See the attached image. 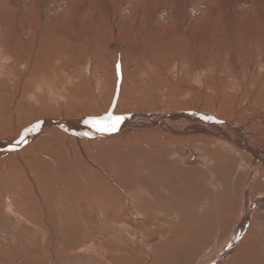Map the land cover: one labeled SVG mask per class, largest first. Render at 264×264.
Listing matches in <instances>:
<instances>
[{
	"label": "rangeland",
	"instance_id": "obj_1",
	"mask_svg": "<svg viewBox=\"0 0 264 264\" xmlns=\"http://www.w3.org/2000/svg\"><path fill=\"white\" fill-rule=\"evenodd\" d=\"M6 2L0 0V149L20 152L17 139L27 129L45 133L53 127L64 138L53 144L56 135L48 132L36 156L56 151L71 158L73 150L81 160L106 169L116 168L114 160L125 165L128 156L136 155L120 147L126 133L114 142L88 141L65 130L74 119L85 122L109 112L125 116L121 97L135 100L128 109L157 107L152 112L160 114L182 109L207 117L203 124L161 120L181 132L183 124H199L200 132L189 137L194 140L204 130L212 133L203 126L207 122L212 128L228 119L246 132L259 124L255 118H264V0ZM154 116L140 112L122 122L140 126L136 133L128 130L132 140L143 135L158 139L160 130L147 126ZM24 122L28 125L7 135ZM58 122L64 129L55 126ZM259 133L255 136L261 140L264 134ZM216 136L229 145L221 146V152L234 163L223 171L221 186L210 180L216 173L202 166L200 154L186 150L188 145L171 147L186 152L171 154L183 166L203 170L210 195L197 207L191 204L195 194L177 196L181 207L189 205L187 215L177 210L178 203L172 210L124 209L115 217L112 208L105 212L81 204L74 210L66 201L64 213L70 216L62 221L59 209L40 202L26 169L20 176L17 168L7 172L0 165V264H264V206L254 204L264 197V166L249 176L253 155L247 144ZM33 138L34 133L28 136L30 142ZM206 141L213 145L212 139ZM116 144L128 156L111 151ZM95 145L103 146L88 150ZM138 146L130 148L143 155ZM104 148L110 151L101 152ZM23 154L20 159L33 165ZM100 181L102 188L109 187L108 180ZM115 219L121 221L111 223Z\"/></svg>",
	"mask_w": 264,
	"mask_h": 264
},
{
	"label": "bare ground",
	"instance_id": "obj_2",
	"mask_svg": "<svg viewBox=\"0 0 264 264\" xmlns=\"http://www.w3.org/2000/svg\"><path fill=\"white\" fill-rule=\"evenodd\" d=\"M1 1L2 3L4 2L5 4H7L6 0H1ZM8 4L11 5L9 2ZM25 30L28 31L26 27ZM138 30H141V27L138 28ZM76 86H73V88L75 89ZM128 98L129 97H125L124 100V97H121L120 99L122 102H120L119 104L125 107L122 108V110H125L126 112V115L125 116L123 115L122 117H127V119H131L134 118L135 116H138V113L140 112L148 113V115H155L154 116L155 119L154 118L151 119L149 122L150 124L147 126L160 130L158 132V139L153 136L143 135L144 137L142 138H137L132 140L133 135L130 134L128 130L135 129V132L134 131L133 132L136 133L139 130L140 126L138 125L133 126V124H127L122 121L120 122L117 130L114 132L101 133L97 131L95 128L88 127L89 124H86L83 121L81 122L75 121L77 119H74V121L69 123L71 124V127L69 126L67 129H65L71 134L77 137L85 138L88 141L107 138L110 139V142H114L116 140H120L123 137V135L126 133L128 136V138L126 139V143L125 145H122L120 147H122L123 149L129 148L130 151H133L138 157L134 155L131 156L130 158L128 154L121 153L123 149H119L118 144H116L111 149V151H115L114 153L128 156V159L130 160L125 165L119 166L118 160L117 161L114 160V162L117 163L116 168L106 169L104 166H98L92 163L89 164L81 160L80 153L78 156L73 150H72L71 158L67 157L66 155L64 157V155L59 154L56 151L46 153V156H36V151L39 150L38 142L42 141L41 145H43V143L46 142L47 139L46 134L48 132L50 133V135H56L54 137L55 141H53V144H57L58 139L64 138V134L60 131H57L60 129L53 127L52 129H48V131H45V133L43 132V129L41 127H40L41 129L37 131H33V129L31 131H28L27 129V131L24 134H21L19 136L20 138L17 139L18 140L17 143L15 141L17 145H22V150L20 152L16 151L14 148H12V150L10 151H5L4 148L6 147L0 149V154L3 153L0 157V165H2V167L6 166L7 172L9 170H11L12 172V170H16L17 168L20 171L19 174L20 176L23 175V172L25 173V169H26V173L30 174V176L33 179V182L36 184L39 194L45 199L44 201V199L41 197L40 202L43 203L44 206L45 204H50L49 208L55 207L59 209L60 213L63 216L62 221H68V217L70 216L69 214L67 215L64 213L67 210V208L65 207L66 205L64 204V202L66 201L69 203L68 207H72L74 210H79L78 208L81 207V204L84 206L93 205L95 208H99L102 210L104 209L105 212H107L109 208H112L116 212L114 215L115 217H117L119 213H121L122 210L124 209L125 210L131 209L132 211L133 210L135 211V209L141 208L146 212L154 207L157 208L158 210H164V209L167 210V208L171 209V207H174L175 204L177 203L179 204V201L176 199V197L185 193H187L189 196L195 194V196L191 200V204L193 207L199 206L198 200H201V203H204L203 200L204 199L207 200L210 197V195L204 188L206 184H204L202 178L203 170L183 166L179 159L175 157L172 158L171 154L173 153L186 154V152L180 149H172L171 147L175 146V144H180L182 147L188 145L187 147H185L186 150L191 148L190 150H192L193 153L196 152L198 155L200 154L201 157L204 158L202 159L203 160L202 166H210L216 173L215 176L216 178L215 179L211 178L210 180L212 182L215 181L216 184L220 186L222 183L221 181L222 176L225 173H227L223 171L228 166L232 167L234 163L233 164L230 163L231 162L230 157L227 158L226 153L221 152L222 150L221 146L224 147V145H228V144L222 141V139L216 135L219 136L225 135L227 139L236 140L238 144L240 142H243V144H247V146L249 147V151L253 155V158H249L250 160L248 161L249 167L251 166V172L249 176L251 174L254 175L258 167L260 168L264 166V161L263 162L260 161L264 159V145H263L264 138L258 140L259 138L255 136L256 131L260 133L262 132L264 134V118L262 117H257V119L255 118L256 120L254 119V121L259 124L254 125L256 126L255 129L252 128L250 130H246V132L239 130V127L236 128V125L230 122L228 119H226L224 125L219 127H217L216 124H213L211 128L206 125V124H210L211 122H207L203 126L207 129L210 128L209 132L211 131L212 133H208V131L204 130L205 132L203 131V134L195 137L194 140L189 137L194 132L196 134L200 132L201 126L199 124L190 126L191 129H189L190 127L188 128L183 124L184 129L181 132L178 130H173L172 126L171 127L167 126L168 124L164 123L161 120L169 118L167 119L168 121L169 120L175 121L177 119L178 121L180 119H182L183 121L185 120L189 121L188 119H191L193 121L200 120L201 121L200 123L203 124L205 118L207 117L202 116L197 118L196 112H188V111L186 112V110H182V109H175L171 112L167 110L165 111L164 114L163 113L160 114V112H152L158 110L156 106H155L156 108L152 110L151 108L149 109L148 107H144V106H143L144 108L135 106L131 109H128L127 107H129L131 103L133 104L135 102V100L132 102V100H129ZM140 109H145V111ZM49 120H54V119H49ZM60 122H58L55 126L63 128V125H61ZM65 124H67V122ZM26 125H28V123L24 122L21 123L18 127L14 126L7 133V135L18 131V129L25 127ZM36 128L37 127L35 126L34 129ZM54 129L56 130L54 131ZM32 133H34L35 139L33 138L34 140L30 142L29 139L31 137L28 139V136H31ZM118 134H122V135L119 138H116ZM210 134L214 135V137L212 135L211 137ZM180 135H182V137H180ZM185 135H189L188 138H186ZM207 139H212L213 141L212 146L208 144V142L206 141ZM186 140H188L190 144H186V145L181 144V142H184ZM261 141L263 143H261ZM164 142H165V146L163 145ZM133 144H138L140 151L144 152V154L139 155V153L141 154V152L138 151L137 153L133 148H130ZM100 146L95 145L89 148L88 150L100 149L99 148ZM129 149L127 150L128 152ZM200 149H203L204 151H200ZM231 149L235 150L233 146H231ZM104 151H110V149L104 148L101 152ZM133 152H129V153L134 154ZM23 153L29 154L28 156L32 160L33 165L30 164L29 166L27 165L28 163L26 164L25 161L20 159L21 154ZM148 154H151L152 156L149 157L147 156ZM216 163H219L220 165H222V167L217 169L215 167ZM117 166H119L118 169ZM101 178L103 180L106 179L109 181L108 182L110 184L109 187L107 188L101 187L102 186L101 184H103L100 181ZM24 182L26 183V181ZM104 183H105L104 185L107 184L106 181ZM247 184L248 185L246 191L247 193L248 192L250 193L249 184L251 183L249 182ZM224 186L225 185L223 184V187ZM94 189L98 191L94 192L93 191ZM50 198L52 199L50 200ZM140 200L143 201L141 205H140ZM248 204H251L250 200L246 201L245 205L248 207L249 206ZM254 204H256V206L257 205L264 206V197L262 196L260 198L255 199ZM188 206L189 205L185 204L184 206L181 207L179 204V206L176 208L177 210L181 208V211L185 212V214L187 215L186 212H188L187 210ZM136 213L137 212H135L134 214ZM185 218L187 219V217ZM104 219H106V216ZM119 221L121 220L117 221L115 219V221L114 222L111 221V223H117ZM163 222H165V220ZM190 222L191 221L189 220V223ZM136 229L134 228L135 231Z\"/></svg>",
	"mask_w": 264,
	"mask_h": 264
},
{
	"label": "snow or ice",
	"instance_id": "obj_3",
	"mask_svg": "<svg viewBox=\"0 0 264 264\" xmlns=\"http://www.w3.org/2000/svg\"><path fill=\"white\" fill-rule=\"evenodd\" d=\"M122 120H123L122 116H114L111 112H109L104 116L90 118L86 120L85 123L89 124L97 131L104 133V132L116 131Z\"/></svg>",
	"mask_w": 264,
	"mask_h": 264
}]
</instances>
